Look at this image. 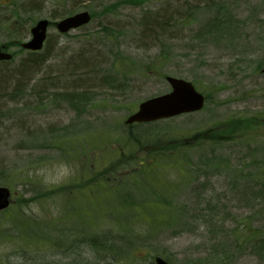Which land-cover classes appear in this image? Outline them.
Wrapping results in <instances>:
<instances>
[{"label": "rangeland", "instance_id": "374dc122", "mask_svg": "<svg viewBox=\"0 0 264 264\" xmlns=\"http://www.w3.org/2000/svg\"><path fill=\"white\" fill-rule=\"evenodd\" d=\"M82 11L0 102V264H264V0H0L11 67ZM167 76L204 109L127 126Z\"/></svg>", "mask_w": 264, "mask_h": 264}, {"label": "water", "instance_id": "95a60500", "mask_svg": "<svg viewBox=\"0 0 264 264\" xmlns=\"http://www.w3.org/2000/svg\"><path fill=\"white\" fill-rule=\"evenodd\" d=\"M91 15L88 12L76 14L72 17L64 19L57 24L60 32L65 33L73 28L81 27L88 24ZM49 22L41 20L32 29V40L23 43L22 47L27 50L37 51L42 49L47 35V27ZM12 59V55L0 48V61H8ZM167 81L171 84L173 91L161 97H157L142 103L139 111L127 120V124L134 122H152L159 119L171 118L185 113L199 111L203 108L205 98L196 91L192 83L168 77ZM10 192L6 188H0V210L9 206ZM156 264H168L162 258L156 259Z\"/></svg>", "mask_w": 264, "mask_h": 264}, {"label": "trees", "instance_id": "16d2710c", "mask_svg": "<svg viewBox=\"0 0 264 264\" xmlns=\"http://www.w3.org/2000/svg\"><path fill=\"white\" fill-rule=\"evenodd\" d=\"M30 8L35 9L34 6ZM13 27L16 30L21 31L23 25L20 23H8L5 21H0V28ZM28 59L22 61L17 69L11 67V62L0 63V102L5 100L9 94L16 95L25 91L26 79L34 74V71H38V68L44 62V58L40 57L37 53H28ZM30 80V78H29ZM162 207V210L167 208V205L159 204Z\"/></svg>", "mask_w": 264, "mask_h": 264}]
</instances>
